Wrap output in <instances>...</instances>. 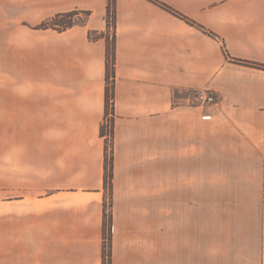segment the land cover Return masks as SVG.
I'll use <instances>...</instances> for the list:
<instances>
[{"label": "crops", "instance_id": "crops-1", "mask_svg": "<svg viewBox=\"0 0 264 264\" xmlns=\"http://www.w3.org/2000/svg\"><path fill=\"white\" fill-rule=\"evenodd\" d=\"M108 1L0 0V264H103ZM114 33L110 264H194L243 184L264 264V0H115Z\"/></svg>", "mask_w": 264, "mask_h": 264}, {"label": "rangeland", "instance_id": "rangeland-1", "mask_svg": "<svg viewBox=\"0 0 264 264\" xmlns=\"http://www.w3.org/2000/svg\"><path fill=\"white\" fill-rule=\"evenodd\" d=\"M72 20L74 23L84 24L87 21V17L80 14L79 16L73 17ZM110 33L111 29L108 30L107 35L109 36ZM106 142V146L110 149V143H108V140ZM249 194V190H247L243 184L242 229L240 233L237 224H234V199L232 197V188L230 192L226 191L223 193L221 190L218 191L211 187L209 248L205 246L202 248L201 245L195 247L194 264H234L235 255L241 257L242 264L251 263L250 260H253L255 256V247L252 249L249 246ZM110 203L112 206V199H110L108 192H105L103 211L105 210L107 214H110ZM207 251L208 257L206 254Z\"/></svg>", "mask_w": 264, "mask_h": 264}, {"label": "trees", "instance_id": "trees-1", "mask_svg": "<svg viewBox=\"0 0 264 264\" xmlns=\"http://www.w3.org/2000/svg\"><path fill=\"white\" fill-rule=\"evenodd\" d=\"M80 14L89 16V12H72L65 14H58L53 18L47 20L40 27L42 28H52L55 30H66L73 27L74 25H79L74 23L73 17ZM106 30H112V37L109 40L108 35H104L106 42V53H105V98H104V119L103 124L100 126L99 135L105 138V145L110 143V152H108V146H105V163L103 172V189L108 192L110 199H112V179H113V161H112V133H113V122H114V95H113V81H114V61H115V0H109L106 15ZM108 33V32H107ZM103 37V35H100ZM99 37V36H98ZM96 38V37H94ZM252 67L264 68V65L259 64H249ZM109 153V154H108ZM111 203H110V214L103 211V224H102V259L103 264H110L111 261V238H112V213H111Z\"/></svg>", "mask_w": 264, "mask_h": 264}, {"label": "built area", "instance_id": "built-area-1", "mask_svg": "<svg viewBox=\"0 0 264 264\" xmlns=\"http://www.w3.org/2000/svg\"><path fill=\"white\" fill-rule=\"evenodd\" d=\"M216 103V96L206 90H196L192 92V98L187 103L188 105H212Z\"/></svg>", "mask_w": 264, "mask_h": 264}]
</instances>
